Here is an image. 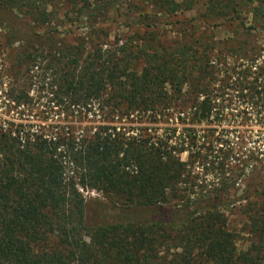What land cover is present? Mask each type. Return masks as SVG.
I'll return each instance as SVG.
<instances>
[{"label":"trees","instance_id":"1","mask_svg":"<svg viewBox=\"0 0 264 264\" xmlns=\"http://www.w3.org/2000/svg\"><path fill=\"white\" fill-rule=\"evenodd\" d=\"M123 2L139 12L137 23L146 29L159 19L149 7L176 15L193 5L192 0H0L6 45H30L19 51L10 70L17 82L7 84L0 129V264H264V202L248 215L252 236L245 249L237 246L226 215L235 183L226 171L235 149L240 146L239 159L244 157L241 177L250 167L254 172L264 154L252 132L241 135L236 129L232 142L224 133L216 135L215 128L199 135L194 127L178 134V127L159 133L150 126L131 135V128L121 131L105 123L77 134L62 119L33 130L23 112L14 111L34 101L19 79L33 78L37 68L44 75L52 72L54 82L38 89L50 103L87 111L98 103L105 122L132 113L195 125L234 118V125L241 126L251 117L262 118L264 64L219 67L208 46L201 50L184 41L170 50L154 39L137 44L131 37L122 45L97 42L87 49L84 43L63 45L55 38L63 23L61 8L66 17L75 13L91 32H100V24L121 15ZM250 2L257 4L255 15L264 16V0ZM244 4L249 2L208 0L202 18L207 23L238 20L242 27ZM145 34L154 37L155 32L135 36ZM257 49L262 54L264 43ZM136 52L145 62L142 69L130 66ZM15 116L18 121L11 119ZM224 144L226 154L214 155ZM196 163L206 174L215 172L218 185L200 183L193 174ZM81 189L101 191L107 201L88 200ZM94 205L100 211L120 208L127 218L93 222L89 211Z\"/></svg>","mask_w":264,"mask_h":264},{"label":"rangeland","instance_id":"2","mask_svg":"<svg viewBox=\"0 0 264 264\" xmlns=\"http://www.w3.org/2000/svg\"><path fill=\"white\" fill-rule=\"evenodd\" d=\"M185 1V0H178ZM193 5L189 9L178 12L176 15H168L163 11H160L157 7H149L148 10L153 14H158L159 19L156 20V24L151 27H144L142 24H138L139 12H131L127 9L123 2L121 8V15L115 16L114 21H107L101 25L102 31L91 32L88 23L85 20L77 18L75 13H72L69 17H66L65 9H60V18L63 19V23L59 27V32L55 34V38L63 41V45L78 46L84 43L87 49L100 42L104 47H112L114 45H122L124 42L134 37L135 43L145 44L150 39L159 41L162 46L167 49H174L183 41L192 43L194 47H199L201 50L208 48V51L215 61L213 62L216 66L221 67L222 63L234 65L237 69L241 66L243 61L254 62V65L264 64V52L260 54L257 47L264 43V16H256L255 10L257 9L256 2H250L244 4V9L241 14V21L243 20L245 25L239 27L236 22H224L223 20H209V23L204 22L202 14L205 12L208 0H192ZM61 21V20H60ZM249 28L248 30H246ZM142 31L155 32L154 37L150 34H145L143 39L137 38L135 33ZM152 34V33H151ZM196 42V43H195ZM7 40L3 32L0 30V79L2 87H0V129L4 126V118L6 117L4 103L8 102L6 92H8L7 84L15 83L17 80L10 70L15 63V57L19 51H23L28 44L17 42L13 47L6 45ZM23 44V45H22ZM86 54L84 55V58ZM246 57V58H245ZM133 63L130 65L133 69H142L145 65L143 58L140 53L136 52L130 56ZM37 69V68H36ZM32 71L33 78L29 79L26 77H20L19 84H27L29 87L30 95L34 98V101L29 105L17 106L14 111L23 112L25 119H29L27 122H31L34 126L33 130L38 129V125H46L53 123V119H62V124L73 125L77 131H84L87 127L96 129L98 124H108L119 127L121 131H124V127L132 131L129 132L131 135H137L138 133L144 132L146 127H157L159 133H163L167 127H178V134L183 131L185 127H194L199 131V135L204 133H210L211 129H216V135L224 133L228 135V138L235 142L236 136L239 134L241 128V135L243 133L252 134L254 138H259V145L264 148V113L261 114L262 118L254 120V117L244 125H234V118L227 119H214L212 123H199V124H186L180 123L179 120L171 117L168 119L167 116H158L153 118L151 114L142 116L138 113H132L129 117H115L112 116L106 122L103 121L105 114L100 112L99 104L96 103L92 106L93 110L87 111V108L79 106H70L68 108L61 109L60 106H54L53 102H49L48 96L44 91H38L43 82H54L52 72H42L41 69ZM255 70V68H253ZM7 74H11L8 77ZM17 82V81H16ZM216 86L219 84L216 83ZM63 106H67L66 104ZM11 111V113H14ZM16 117L11 118L14 121ZM156 119V121H155ZM22 121V120H20ZM223 125L219 128V123ZM95 126V128H93ZM237 129V130H236ZM227 137V136H226ZM221 147V146H220ZM222 149V150H221ZM245 148H243L244 150ZM227 146L223 148H216L214 155L223 156L226 154ZM235 157L230 159L227 164L226 176L235 180L233 186L229 190L228 207L226 209V215L228 217L229 228L233 233L237 235V246L239 249H245L248 247L251 236L248 233V215L256 211L261 207L264 202V197L261 193L264 192V156H260V160L256 164L254 172L246 170V174L241 177L242 160L244 157H239L242 154L240 146L235 149ZM233 155V154H232ZM264 155V154H263ZM182 159H188V152L182 154ZM229 166V167H228ZM229 168V169H228ZM206 168L204 165L196 163L195 171L193 174L199 176V182H208L209 188L214 183L218 185V176L215 172H209L206 174ZM86 198H99L106 200L104 193L96 189H81ZM107 201V200H106ZM128 215L121 209L109 207L106 210H101L98 205H94L89 211L90 220L93 222H107L110 220L118 219L120 217L127 218ZM204 264V263H203Z\"/></svg>","mask_w":264,"mask_h":264},{"label":"built area","instance_id":"3","mask_svg":"<svg viewBox=\"0 0 264 264\" xmlns=\"http://www.w3.org/2000/svg\"><path fill=\"white\" fill-rule=\"evenodd\" d=\"M262 156H264V155L262 154Z\"/></svg>","mask_w":264,"mask_h":264}]
</instances>
